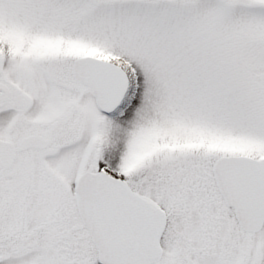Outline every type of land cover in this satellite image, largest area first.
<instances>
[{"label":"snow or ice","instance_id":"1","mask_svg":"<svg viewBox=\"0 0 264 264\" xmlns=\"http://www.w3.org/2000/svg\"><path fill=\"white\" fill-rule=\"evenodd\" d=\"M0 264H264V0H0Z\"/></svg>","mask_w":264,"mask_h":264}]
</instances>
